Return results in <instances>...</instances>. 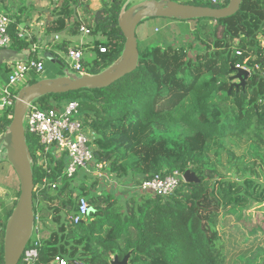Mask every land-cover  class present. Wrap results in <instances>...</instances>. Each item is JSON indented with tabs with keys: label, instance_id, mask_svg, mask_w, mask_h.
Returning <instances> with one entry per match:
<instances>
[{
	"label": "trees",
	"instance_id": "16d2710c",
	"mask_svg": "<svg viewBox=\"0 0 264 264\" xmlns=\"http://www.w3.org/2000/svg\"><path fill=\"white\" fill-rule=\"evenodd\" d=\"M101 2L99 10L90 11L86 0H62L47 28V34L66 32L74 37L83 26L90 37L100 38L93 42L91 67L82 61L89 75L113 65L125 44L118 21L126 2ZM228 2L189 0L187 4L217 9ZM194 22L192 37L199 45L195 56L189 55L194 42L142 49L138 44L136 69L108 88L48 95L34 103L47 109L79 100L85 124L93 132L95 163H107L106 171L119 181L142 176L141 183L157 174L189 170L199 182L182 183L165 199L139 190L123 199L98 194L96 188L103 182L97 178L83 183L79 195L69 188L73 177L63 178L57 189L42 187L43 179L53 182L62 176L63 162L46 156L45 169L37 155L40 145L26 134L35 219L22 256L32 259L25 264H54L57 256L67 264H110L113 256L122 260L128 253V264L264 262V230L258 224L242 226L247 221L245 211L264 204V182L259 181L264 174V0H242L231 17ZM9 34L10 50H29L30 43L17 37L15 25ZM67 48L63 42L62 51ZM28 57L35 59L32 52ZM240 68L252 71L244 86L237 88L239 81L232 78ZM4 72L5 85L8 66ZM38 80L30 75L25 83ZM12 113V108L0 112V134ZM8 167L1 159L0 170ZM8 194L0 188V264L5 226L19 188L12 191L11 206ZM81 196L90 211L84 221L74 224L69 217L76 213ZM236 250L239 254L234 258Z\"/></svg>",
	"mask_w": 264,
	"mask_h": 264
},
{
	"label": "water",
	"instance_id": "95a60500",
	"mask_svg": "<svg viewBox=\"0 0 264 264\" xmlns=\"http://www.w3.org/2000/svg\"><path fill=\"white\" fill-rule=\"evenodd\" d=\"M241 2L242 0H229L226 7L217 9L170 0H145L132 5L122 11L118 21V27L125 38V44L120 58L113 65L95 75L84 74L76 77L69 74L54 79H41L34 84L23 87L18 92L11 122L6 131L0 134V147L5 153L4 159L12 167L19 182V196L5 226L3 264H19L31 239L35 219L33 214L34 182L30 163L31 156L23 127L27 105L48 95L105 89L125 75L132 73L138 62V43L135 32L138 24L145 19L219 20L235 15L240 9ZM16 54L12 50H0V66L10 58H17ZM47 58L60 68L64 67L61 61L55 60L52 56ZM248 76V72L242 69L237 70L232 78L239 81L235 87H243ZM183 180L187 184L199 182L196 175L189 170L183 173ZM129 257L130 253L119 260L115 255L110 264H128Z\"/></svg>",
	"mask_w": 264,
	"mask_h": 264
},
{
	"label": "built area",
	"instance_id": "2783aa9c",
	"mask_svg": "<svg viewBox=\"0 0 264 264\" xmlns=\"http://www.w3.org/2000/svg\"><path fill=\"white\" fill-rule=\"evenodd\" d=\"M4 0H0V4ZM210 4H217L218 0H205ZM12 21L8 16L0 12V50H7L11 45V36L9 34ZM82 34L88 35L85 27L80 28ZM17 37L30 42V37L22 30H17ZM57 37H55V40ZM31 43V42H30ZM35 50V44L31 45V51ZM100 52H105L104 48ZM238 55L240 53L237 52ZM29 56V53H28ZM69 65L76 77L87 74L82 65L83 53L78 48L68 49L66 52ZM29 58V57H28ZM257 68V66H255ZM248 75L251 73L250 68H240ZM9 74L5 85L0 87V112L14 107L17 100V93L11 91V87L18 83H25L32 74H42L44 70V62L40 59L29 58L26 60L14 59L8 66ZM79 100H68L60 106L53 108L40 109L35 103L27 105V110L23 120L25 135L33 136L40 150L37 151L40 162L47 168V158L50 156L57 161L62 160L63 171L62 176L57 177L53 182L47 179L42 180V187L48 186L51 189H57L63 178L74 177L78 170L90 171L94 176L102 182H108L107 163H95V148L92 144V137L89 134L90 129L85 124L84 113L80 111ZM54 146V152H50L49 148ZM60 153L61 157L57 155ZM49 172V170H48ZM184 183L183 174L177 171L167 175H155L154 177L143 180L138 189L141 192L149 193L161 198H168ZM90 211V206L85 197L81 196L77 199L76 213L71 215L69 219L74 223L84 221ZM37 220V219H36ZM38 230V227L37 229ZM33 232V231H32ZM39 236V232H38ZM36 244V243H35ZM30 257V258H29ZM32 255H27L25 260H31ZM25 260L23 263L25 264ZM54 264H67L64 258L59 256L54 258Z\"/></svg>",
	"mask_w": 264,
	"mask_h": 264
},
{
	"label": "crops",
	"instance_id": "0c3cea01",
	"mask_svg": "<svg viewBox=\"0 0 264 264\" xmlns=\"http://www.w3.org/2000/svg\"><path fill=\"white\" fill-rule=\"evenodd\" d=\"M62 0H4L0 4V12L5 14L12 21V25H15L16 30L22 29L29 37L30 47L29 50L16 52L17 58H10L6 61L7 66L14 59H29L28 53L32 52L35 55L36 59H40L43 62L46 60L50 63L52 61L48 60V56H52L55 60H59V56L66 55V52L62 51L61 45L63 42L67 44V50L71 48H78L82 51L84 55V46L93 52L92 59L95 57V53L93 50V42L95 40H100L99 37L93 38V41H85L83 40V36L85 34H81L78 36L70 37L66 32H62L60 34H47V28L49 24L54 20V16L52 14L54 7ZM171 1V0H170ZM87 9L90 11H97L101 8L102 2L101 0H86ZM79 9L77 10V12ZM11 25V26H12ZM169 26H175L171 24ZM168 26V27H169ZM189 27V26H188ZM192 27V26H190ZM173 28V27H172ZM157 32V29H154V33ZM89 36V35H88ZM55 37L57 39L55 40ZM79 37V38H78ZM78 38V39H76ZM145 37H142L144 39ZM142 41V40H141ZM28 42V41H27ZM87 42V43H86ZM142 42H145L143 40ZM181 42V43H179ZM194 39L186 38L183 36L169 37V38H161L158 39L157 44L161 46H165L168 44L177 45V44H193ZM86 43V44H85ZM151 43V42H149ZM35 44V50L31 51V45ZM146 46L145 44H143ZM7 50H10L7 49ZM43 54L40 56V52ZM84 63L88 65L85 58L83 57ZM5 64V63H4ZM5 83V80L0 78V87H2ZM87 129H90L89 127ZM89 134L93 138V132L90 129ZM84 177L88 179L91 184L96 180L94 174L90 171L87 173L85 171ZM91 177V178H90ZM92 179V180H91ZM109 181L100 183L98 186V191L96 193H109L113 194L118 199H123L129 197L131 195H136L138 192V185L142 180V176L128 177L121 181L116 179L113 174L108 176Z\"/></svg>",
	"mask_w": 264,
	"mask_h": 264
},
{
	"label": "rangeland",
	"instance_id": "374dc122",
	"mask_svg": "<svg viewBox=\"0 0 264 264\" xmlns=\"http://www.w3.org/2000/svg\"><path fill=\"white\" fill-rule=\"evenodd\" d=\"M145 0H123V2H126V5L128 6L127 8H129L132 5L138 4L140 2H143ZM177 3H183V4H187L189 2V0H171ZM205 3V2H204ZM208 4V3H205ZM1 11V10H0ZM195 20H188V21H181V20H174V19H163V18H149V19H145L143 21H141V23L138 24L137 28H136V38H137V42L139 44V47L142 49L143 47H145L143 44L147 46H151V45H158L157 41L158 39L161 38H169V37H176V36H183L186 38H191L192 36V28L193 26L196 24L194 22ZM194 22V23H193ZM171 24H174L175 26H169ZM169 26V27H168ZM189 26V27H188ZM192 26V27H190ZM157 29V32L154 33V29ZM142 37H145L144 39H142ZM79 38V37H78ZM76 38V39H78ZM194 39V38H193ZM83 40L85 41H93V37H90L88 35L83 36ZM143 40L146 41L142 42ZM151 42V43H149ZM87 43V42H86ZM85 43V44H86ZM181 43V42H179ZM195 43V42H194ZM188 44V43H186ZM185 44V45H186ZM176 46H184V44H175ZM198 44L195 43L194 49H192L189 53L190 56H195V54L198 52L197 48H198ZM84 55L83 57L85 58L86 62L88 63V66L91 67V61L92 56H93V52L89 49L86 48V45L84 46ZM43 54V52H40V56ZM59 61H61L62 65L64 66L63 68H60L58 65L50 63L48 61H44V70L42 72V74L36 75V74H32L34 77H38L39 80L41 79H54L57 77H62L65 75H69V74H75L73 72V70L71 69L70 65H69V60L67 59V57L65 55H60L59 56ZM110 67V66H109ZM4 68L7 69V64H2L0 66V76L3 80L6 81V72H4ZM31 75V76H32ZM38 80V81H39ZM26 83H18L15 84L11 87V91L13 93H17L25 86H27ZM36 106H38L40 109H43L39 106V104H35ZM55 147L52 146L49 148L50 152H54ZM58 156L61 157L60 153H57ZM5 157V153L2 151L1 147H0V160L4 159ZM226 159H224V161L222 162L225 166V168L228 167V169H230V166H228V164H225ZM85 171L84 170H78L77 174L73 177L72 181L69 182V188L73 189L75 192V195H79L80 194V189L79 187L84 183V184H89L90 182L88 181V179H86L84 177ZM91 178V177H90ZM235 178V177H233ZM232 178V179H233ZM92 180V179H91ZM260 182H264V174H262L261 179L259 180ZM93 183V182H92ZM62 186V184L60 185ZM59 186V187H60ZM5 188L6 190H9V194H8V206H11L15 200V194H12V191L15 192L18 188H19V182L18 179L12 169V167H8L7 171L5 170V172L0 170V188ZM98 191V188H96ZM140 191V190H139ZM247 218L245 222L242 223V226L245 225L248 229V227L251 224H258L259 226H261V228L264 230V204L258 206H253L252 208L248 209L245 211ZM40 230H42L43 227L39 226ZM247 229L244 228V230L247 232ZM43 233V230H42ZM45 235L47 236L46 233L42 234V236ZM32 237V235H31ZM263 239V244H264V236L262 237ZM242 249V248H241ZM240 249V250H241ZM239 254V250H236L233 255L234 258H236ZM25 256L22 258V260L19 262V264H24L23 260H25ZM30 258V257H29ZM264 263V262H263ZM262 263V264H263Z\"/></svg>",
	"mask_w": 264,
	"mask_h": 264
}]
</instances>
